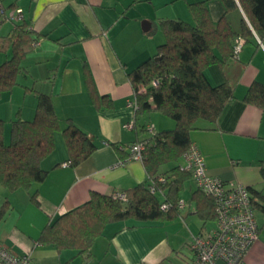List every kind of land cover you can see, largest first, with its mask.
Wrapping results in <instances>:
<instances>
[{
    "label": "crops",
    "instance_id": "obj_1",
    "mask_svg": "<svg viewBox=\"0 0 264 264\" xmlns=\"http://www.w3.org/2000/svg\"><path fill=\"white\" fill-rule=\"evenodd\" d=\"M1 1L7 7L22 8L26 22L41 39L24 60L29 72L26 83L50 93L63 125L66 119L72 120L97 141L98 147L79 165H64L69 154L63 134L56 137L61 130L56 132L55 150L42 162L48 170L46 179L25 190L28 198L18 205H14L13 197L6 198L9 211L4 220L0 219V241L18 255L31 253L33 264H69L75 256L72 250L59 252L40 245L41 231L51 220L85 203L92 191L111 194L152 181L144 162L130 158V146L156 132L173 129L175 121L157 110L135 114L129 106L135 96L129 72L154 56L164 42L163 31L154 35L161 31L160 21H190L189 2L201 0ZM206 1L212 19L218 21L226 11L223 2ZM242 15L241 10L227 14L238 32ZM14 27L11 21L2 22L0 35H10ZM11 53V48L0 51L5 55L0 56V64ZM206 73L213 84L229 82L235 97L215 122L199 121L191 141L203 153L212 175L229 187L244 184L255 198L259 238L245 259L248 264H264V108L244 99L253 82L264 83V38L254 33L245 40L238 58L222 66L210 65ZM89 75L99 95L106 97L100 106L90 93ZM36 106L37 94H24L19 117L33 119ZM182 161L183 157L179 164ZM34 191L38 203L30 198ZM201 191L193 174H184L178 195L185 205L176 217L110 223L96 239L92 256H80L81 264H170L168 259L184 260L187 252L190 255L183 264H190L194 237L206 235L217 226L214 207ZM157 193L166 200L169 188Z\"/></svg>",
    "mask_w": 264,
    "mask_h": 264
},
{
    "label": "trees",
    "instance_id": "obj_2",
    "mask_svg": "<svg viewBox=\"0 0 264 264\" xmlns=\"http://www.w3.org/2000/svg\"><path fill=\"white\" fill-rule=\"evenodd\" d=\"M221 1L226 11L218 21L212 19L206 0L189 2L193 22L182 18L162 19L164 42L154 56L129 72L140 106L138 112L157 110L175 121L173 129L137 140L145 142L142 161L152 181L111 194L92 191L85 203L45 225L38 238L40 245L52 246L59 252L72 249L77 252L75 256L88 259L96 239L104 234L110 223L122 220L146 222L178 215L180 178L192 174L184 169V164H179L192 142L191 132L201 120L215 122L226 104L235 97L229 82L213 84L206 69L213 64L222 66L236 58L234 46L239 37L248 40L255 32L264 38V0ZM235 10L243 13L239 32L227 17ZM13 23L15 27L10 35H0V51L11 48L12 52L0 64V96L20 84L21 75H28L24 60L41 41L40 36L34 34V28L29 29L25 18ZM154 80L158 81L157 85L153 84ZM87 82L93 99L100 106L106 97L99 95L90 75ZM29 88L37 94L35 115L31 120L21 117L12 120L9 142L5 140V121L0 117V185L10 191H30L46 179L48 170L42 162L55 150L56 132L62 131L69 154L67 163L71 166L88 159L98 147L97 141L72 120L66 119L63 125L50 93ZM244 99L264 108V83L253 82ZM170 162H176V165L161 171ZM166 187L169 194L162 201L157 191ZM118 192H124L126 199H119ZM201 192L214 207L216 216L212 198ZM30 194L31 200L38 203L37 191ZM252 199L254 203L253 196ZM8 203L6 199L0 207V219L5 217ZM164 203H170L171 207L164 210Z\"/></svg>",
    "mask_w": 264,
    "mask_h": 264
},
{
    "label": "built area",
    "instance_id": "obj_3",
    "mask_svg": "<svg viewBox=\"0 0 264 264\" xmlns=\"http://www.w3.org/2000/svg\"><path fill=\"white\" fill-rule=\"evenodd\" d=\"M24 18L22 8H7L0 0V22L20 21ZM29 29H33L29 26ZM255 33V32H254ZM257 36V34L255 33ZM245 43L239 37L234 46V56L238 58ZM40 42H37V45ZM158 84L157 80L153 81ZM135 114L139 111V103L135 96L129 102ZM151 130L153 128L151 127ZM145 142L137 141L130 146V158L142 161L144 158ZM184 169L192 172L198 187L210 196L215 205L217 226L206 235H196L191 243L194 257L190 264H248L246 254L253 243L259 238V226L256 220L252 194L244 184L227 186L223 179L212 175L203 153L195 142H191L183 153ZM68 165V163H64ZM154 191L155 188L152 187ZM119 199H126L124 192L116 194ZM183 199L178 201L179 208L184 207ZM170 203H164L162 208L167 210ZM0 264H33L32 254L18 255L0 241ZM140 264H149L142 262Z\"/></svg>",
    "mask_w": 264,
    "mask_h": 264
},
{
    "label": "rangeland",
    "instance_id": "obj_4",
    "mask_svg": "<svg viewBox=\"0 0 264 264\" xmlns=\"http://www.w3.org/2000/svg\"><path fill=\"white\" fill-rule=\"evenodd\" d=\"M189 20L191 22H193L191 17ZM158 34L161 35L162 30L156 31L154 33V35H158ZM0 56H5V55L0 54ZM19 80H20V84L15 85L12 90L4 91L0 96V117L3 118L5 121V128H6L5 140L7 142L10 141L11 122L13 119L19 118L20 109L23 107L24 94L31 93V92L35 93L33 90H31L29 88V87H31V84L26 83V78L24 75H21ZM56 135H57L56 136L57 139H58V137H62L61 131L58 132ZM183 163H184V161H182L181 165H183ZM174 165H176V162H170V163L166 164L163 167V169L166 170L168 168L173 167ZM27 196H28V194L26 193V191L24 189H18L15 191H10V190H7L0 185V197L2 198V200H5L7 197L8 198L13 197V198H11V200L14 201V205H18V203L19 204L22 203L23 200L28 198ZM3 202L1 201L0 207L3 205ZM7 209L9 211V208H7ZM8 213L9 212H7V216H8ZM11 220H12V218H10V221ZM68 250H72V249H68ZM74 251L75 250H72L71 252H73V254L76 255V251L75 252ZM186 255L188 256V255H190V253L187 252ZM186 257L184 260H181L177 257L172 258V259H168V262L170 264H183L187 259ZM81 263H82V258L80 256H73L69 260V264H81Z\"/></svg>",
    "mask_w": 264,
    "mask_h": 264
}]
</instances>
